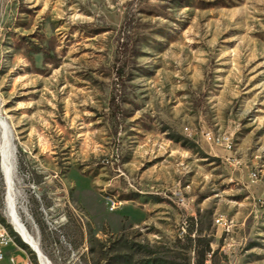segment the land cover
Masks as SVG:
<instances>
[{
	"label": "rangeland",
	"instance_id": "374dc122",
	"mask_svg": "<svg viewBox=\"0 0 264 264\" xmlns=\"http://www.w3.org/2000/svg\"><path fill=\"white\" fill-rule=\"evenodd\" d=\"M0 112L50 264H264V0H0Z\"/></svg>",
	"mask_w": 264,
	"mask_h": 264
},
{
	"label": "bare ground",
	"instance_id": "6f19581e",
	"mask_svg": "<svg viewBox=\"0 0 264 264\" xmlns=\"http://www.w3.org/2000/svg\"><path fill=\"white\" fill-rule=\"evenodd\" d=\"M0 112V172L4 186L5 214L20 238L38 255L40 264H50L42 252L38 236L26 226L27 206L22 201V193L16 179V154L12 133ZM0 231L14 243V236L7 226L0 223ZM25 262L34 264L28 257Z\"/></svg>",
	"mask_w": 264,
	"mask_h": 264
},
{
	"label": "built area",
	"instance_id": "2783aa9c",
	"mask_svg": "<svg viewBox=\"0 0 264 264\" xmlns=\"http://www.w3.org/2000/svg\"><path fill=\"white\" fill-rule=\"evenodd\" d=\"M208 139H211V136L208 135ZM215 141L225 144L228 148L230 147V142L227 137H217ZM8 246H10L8 236L0 231V264H27L25 262V257L21 261H17L12 255H7L6 248Z\"/></svg>",
	"mask_w": 264,
	"mask_h": 264
},
{
	"label": "crops",
	"instance_id": "0c3cea01",
	"mask_svg": "<svg viewBox=\"0 0 264 264\" xmlns=\"http://www.w3.org/2000/svg\"><path fill=\"white\" fill-rule=\"evenodd\" d=\"M8 255V254H7Z\"/></svg>",
	"mask_w": 264,
	"mask_h": 264
}]
</instances>
